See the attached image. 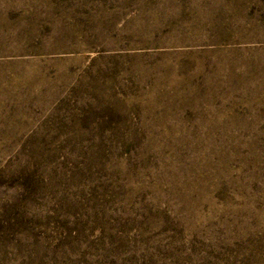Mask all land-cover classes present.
Masks as SVG:
<instances>
[{
	"label": "rangeland",
	"instance_id": "obj_1",
	"mask_svg": "<svg viewBox=\"0 0 264 264\" xmlns=\"http://www.w3.org/2000/svg\"><path fill=\"white\" fill-rule=\"evenodd\" d=\"M0 264H264V0H0Z\"/></svg>",
	"mask_w": 264,
	"mask_h": 264
}]
</instances>
